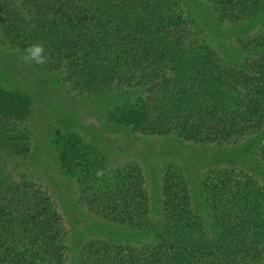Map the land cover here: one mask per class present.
<instances>
[{
    "label": "trees",
    "instance_id": "obj_1",
    "mask_svg": "<svg viewBox=\"0 0 264 264\" xmlns=\"http://www.w3.org/2000/svg\"><path fill=\"white\" fill-rule=\"evenodd\" d=\"M206 1L219 21L254 30L225 45L208 18L205 30L193 27L182 0H0V48L24 65L5 67L13 86L0 83V264H264V182L241 168L202 176L208 226L185 175L165 166L155 217L141 165L112 160L99 132L57 131L53 150L80 206L151 234L140 245L89 240L72 260L52 192L16 162L29 156L35 128L37 94L25 86L37 81L41 94L49 76L85 103L108 98L90 111L103 129L212 146L264 133V0ZM36 41L51 52L44 66L21 59ZM257 155L264 163V140Z\"/></svg>",
    "mask_w": 264,
    "mask_h": 264
},
{
    "label": "rangeland",
    "instance_id": "obj_2",
    "mask_svg": "<svg viewBox=\"0 0 264 264\" xmlns=\"http://www.w3.org/2000/svg\"><path fill=\"white\" fill-rule=\"evenodd\" d=\"M182 2L187 7L186 14L193 27L197 30H205L207 27L205 18H208L220 29L221 34L223 32L226 34L221 38L225 45L233 40L236 33L254 30L256 22L245 25L219 21L215 6L206 0H182ZM7 53L13 55L11 52ZM226 54L228 60H234L235 54L230 52ZM10 64L24 68L22 62L13 61L5 54V50L0 48V83L4 86H13L16 83L13 82L12 77H8L3 72ZM35 82L37 83L34 81L29 86L26 85L27 83L23 84L26 85L25 88L37 94L31 150L29 156L17 158L16 162L19 164V169L27 170L40 178L52 192L68 232L66 253L72 260L78 257L81 246L89 240L105 239L140 245L147 242L151 234L148 229L132 230L104 220L80 206L70 182L60 169L53 150L51 138L57 131L73 130L90 140L99 132L101 136L103 135L101 139L103 146H101L106 148L105 152L112 160L129 159L141 165L147 176L150 214L155 217L161 212L160 176L165 166L172 167L175 173L185 175L191 192L193 210L203 217L208 226L211 224L212 214L204 200L200 181L210 167L234 166L264 182V163L257 155V148L264 140V133L229 146L200 145L179 139L144 135L135 137L122 129H103L96 116L90 112L102 108L103 102L108 101V98L93 97L91 99L93 101L85 103L80 97L69 96L59 90L58 82L52 76L46 78L42 87L45 90L43 89V93L39 94ZM47 116L49 118L45 119Z\"/></svg>",
    "mask_w": 264,
    "mask_h": 264
},
{
    "label": "clouds",
    "instance_id": "obj_3",
    "mask_svg": "<svg viewBox=\"0 0 264 264\" xmlns=\"http://www.w3.org/2000/svg\"><path fill=\"white\" fill-rule=\"evenodd\" d=\"M21 59L25 64L35 63L36 65L44 66L50 61L51 52L46 49L43 42L36 41L24 48ZM103 172V169H97L95 175L102 177Z\"/></svg>",
    "mask_w": 264,
    "mask_h": 264
}]
</instances>
